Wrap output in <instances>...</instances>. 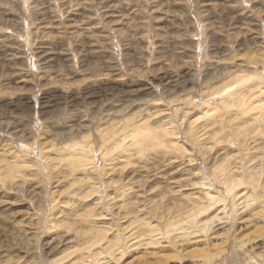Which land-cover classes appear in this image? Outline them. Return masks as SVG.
Masks as SVG:
<instances>
[{"label": "rangeland", "instance_id": "rangeland-1", "mask_svg": "<svg viewBox=\"0 0 264 264\" xmlns=\"http://www.w3.org/2000/svg\"><path fill=\"white\" fill-rule=\"evenodd\" d=\"M0 155V264H264V0H0Z\"/></svg>", "mask_w": 264, "mask_h": 264}, {"label": "bare ground", "instance_id": "bare-ground-1", "mask_svg": "<svg viewBox=\"0 0 264 264\" xmlns=\"http://www.w3.org/2000/svg\"><path fill=\"white\" fill-rule=\"evenodd\" d=\"M203 32V31H202ZM153 54V53H152ZM232 89V88H231ZM261 90V89H260ZM239 93V94H241V92H239V91H236L235 93H226V94H223L224 96L225 95H227L226 96V100L227 99H233L235 96H236V93ZM223 96V97H224ZM139 129L140 128H138L137 129V132L139 131ZM144 130H146V129H144ZM149 135V132L146 130V131H144V132H138V134L136 135V136H138V137H144V136H148ZM88 137V136H87ZM83 138H86V137H83ZM82 138V139H83ZM89 138V137H88ZM81 144H83V141H82V143ZM112 145H113V143H111ZM114 144H117V141H115L114 142ZM175 144V143H174ZM176 145V144H175ZM110 147H111V145H109ZM178 146V145H177ZM107 147V146H106ZM86 146H83L82 148H79V151H77V152H75L74 153V155L77 157L76 158V160H75V164L78 166V167H81V168H83L84 170H90V172H92L93 171V158H92V156H90L89 154H88V152L89 153H91L92 151L90 150L89 151V149H86ZM115 149V145H113L112 146V150H114ZM105 150V149H104ZM112 152V151H111ZM4 154V153H3ZM107 154V153H106ZM104 155V154H103ZM1 156V155H0ZM6 156V155H5ZM8 156V155H7ZM9 156H11V155H9ZM4 157V156H3ZM6 159V158H5ZM13 159V158H12ZM2 161V160H1ZM8 161V160H7ZM17 160L15 159V162H16ZM43 161V160H42ZM19 162V161H18ZM45 162V161H44ZM26 163V162H25ZM29 163V162H28ZM35 164V163H34ZM26 165V164H25ZM27 166V165H26ZM31 166V165H30ZM28 167V166H27ZM38 167V166H37ZM27 169V168H26ZM7 171V170H6ZM202 173V172H201ZM221 173H223V172H221ZM6 174V173H5ZM8 174V173H7ZM35 178V177H34ZM203 181H205V180H203ZM225 181V180H224ZM235 181V180H234ZM204 185V184H203ZM229 185H231V184H229ZM224 186V185H223ZM225 189V188H224ZM229 191H231L230 189H229ZM229 193V192H228ZM232 195V194H231ZM227 196V195H226ZM229 196V195H228ZM210 197H212V196H210ZM218 201V200H217ZM47 202V201H46ZM208 202H209V200H208ZM220 202V201H219ZM213 203V202H212ZM218 203V202H217ZM214 204V203H213ZM216 205V204H215ZM96 206V205H95ZM232 209V208H231ZM121 252V251H120ZM205 260H207V259H205ZM209 260V259H208ZM210 261V260H209ZM252 262V261H251ZM205 263V262H204ZM207 263V262H206Z\"/></svg>", "mask_w": 264, "mask_h": 264}]
</instances>
